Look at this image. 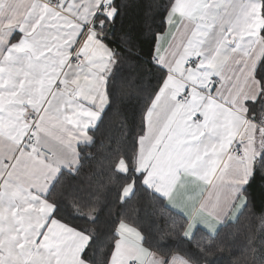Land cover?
I'll use <instances>...</instances> for the list:
<instances>
[{"label":"crops","instance_id":"0c3cea01","mask_svg":"<svg viewBox=\"0 0 264 264\" xmlns=\"http://www.w3.org/2000/svg\"><path fill=\"white\" fill-rule=\"evenodd\" d=\"M51 2H0V264H90L83 256L90 237L55 218L47 195L62 172L78 169L80 148L92 143L108 106L114 52L86 26L103 32L100 15L114 12L97 19L103 0ZM263 28L261 0H174L157 41L153 58L166 80L146 115L137 171L188 220L187 239L198 230L216 235L246 206L264 149V127L247 107L261 94ZM75 47L82 67L70 61ZM213 77L219 85L208 90ZM38 116V147L51 158L21 149ZM118 169L128 172L124 162ZM133 192L127 186L124 197ZM118 232L109 264H191L157 256L126 223Z\"/></svg>","mask_w":264,"mask_h":264},{"label":"trees","instance_id":"16d2710c","mask_svg":"<svg viewBox=\"0 0 264 264\" xmlns=\"http://www.w3.org/2000/svg\"><path fill=\"white\" fill-rule=\"evenodd\" d=\"M173 2L114 0L113 17L100 15L114 52L108 106L91 132L92 143L80 148L78 169L62 172L47 200L55 206V218L90 237L83 254L90 264H109L121 223L138 229L145 246L164 260L181 256L191 264H264V149L243 193L245 208L214 236L198 230L187 239L188 220L147 188L137 171L146 115L166 80L165 71L151 61ZM256 74L261 94L248 103V114L264 127V56ZM121 162L126 174L118 169ZM129 185L134 192L125 198Z\"/></svg>","mask_w":264,"mask_h":264},{"label":"built area","instance_id":"2783aa9c","mask_svg":"<svg viewBox=\"0 0 264 264\" xmlns=\"http://www.w3.org/2000/svg\"><path fill=\"white\" fill-rule=\"evenodd\" d=\"M2 1L3 0H0V2H2ZM62 2H63V0H52L51 5L55 8H57V6H59ZM113 11H114V9L112 7V4L109 2V0H103L101 6L99 7V9L97 11V16L100 15L101 13L109 14V13H112ZM86 28H87V30H92V31L101 35V33L99 31H97L92 26V24H89L88 26H86ZM101 36L104 37L103 35H101ZM70 61L73 62L74 64H76V66H78V67L84 66L85 59L82 55H80L78 53V47H75L73 49V51L71 52ZM197 61H199V60H197ZM151 62L153 64L157 65V60L155 58H153ZM194 62H195V60H188L187 61V68H190V65H192ZM219 82H220L219 78H214V77L210 78V80L207 84V89L213 90L215 87H217L219 85ZM56 90L61 91L62 87L60 85H58L56 87ZM186 99H187V95H183V96L178 98V102L183 103ZM35 119H37V118L29 119V128H28V131H27V134H26L24 140L21 143V149H28L30 151L37 150L40 154H43V155L51 158L53 156V154L51 152H49L45 148L38 147L37 136H38L39 126H37ZM196 120H198V119H196ZM133 264H137V263H133Z\"/></svg>","mask_w":264,"mask_h":264},{"label":"rangeland","instance_id":"374dc122","mask_svg":"<svg viewBox=\"0 0 264 264\" xmlns=\"http://www.w3.org/2000/svg\"><path fill=\"white\" fill-rule=\"evenodd\" d=\"M99 18V16H97V19ZM92 26L97 30V31H99L100 33H101V35H103L104 37V39H106V38H108V36L104 33V32H101L100 30H98L99 28L97 27V26H95L94 24H92ZM98 28V29H97ZM90 31V30H89ZM92 31V30H91ZM35 121H36V124H37V126H39V116L37 117V119H35Z\"/></svg>","mask_w":264,"mask_h":264}]
</instances>
